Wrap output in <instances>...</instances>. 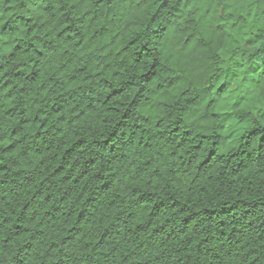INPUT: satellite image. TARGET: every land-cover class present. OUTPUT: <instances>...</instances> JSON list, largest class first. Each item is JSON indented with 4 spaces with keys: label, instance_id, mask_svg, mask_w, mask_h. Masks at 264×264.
I'll list each match as a JSON object with an SVG mask.
<instances>
[{
    "label": "trees",
    "instance_id": "16d2710c",
    "mask_svg": "<svg viewBox=\"0 0 264 264\" xmlns=\"http://www.w3.org/2000/svg\"><path fill=\"white\" fill-rule=\"evenodd\" d=\"M0 264H264V0H0Z\"/></svg>",
    "mask_w": 264,
    "mask_h": 264
}]
</instances>
